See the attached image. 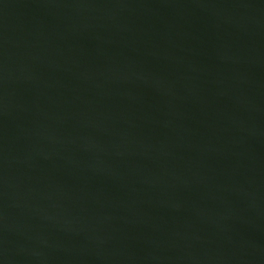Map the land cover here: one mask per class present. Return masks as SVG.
<instances>
[{
    "label": "water",
    "instance_id": "1",
    "mask_svg": "<svg viewBox=\"0 0 264 264\" xmlns=\"http://www.w3.org/2000/svg\"><path fill=\"white\" fill-rule=\"evenodd\" d=\"M0 264H264V0H0Z\"/></svg>",
    "mask_w": 264,
    "mask_h": 264
}]
</instances>
